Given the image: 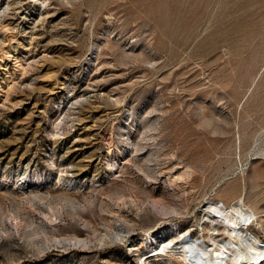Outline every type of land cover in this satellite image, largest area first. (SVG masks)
I'll list each match as a JSON object with an SVG mask.
<instances>
[{
	"label": "rangeland",
	"instance_id": "374dc122",
	"mask_svg": "<svg viewBox=\"0 0 264 264\" xmlns=\"http://www.w3.org/2000/svg\"><path fill=\"white\" fill-rule=\"evenodd\" d=\"M41 1L0 0V264H184L218 200L264 244V0Z\"/></svg>",
	"mask_w": 264,
	"mask_h": 264
},
{
	"label": "bare ground",
	"instance_id": "6f19581e",
	"mask_svg": "<svg viewBox=\"0 0 264 264\" xmlns=\"http://www.w3.org/2000/svg\"><path fill=\"white\" fill-rule=\"evenodd\" d=\"M41 2L44 1L42 0ZM7 4L9 3L7 2ZM7 7L8 5L6 8ZM3 12L4 9L0 7V22ZM95 52L96 48L94 47L91 54L93 55ZM123 53L127 55L128 52L123 50ZM7 56L11 55L8 54ZM80 98L70 101L71 106H77ZM146 160H148V158H146ZM111 162L115 170L118 166L113 163V161ZM144 174L150 177L153 173L151 174V170L146 168L144 169ZM175 184L176 182L174 179L168 181V185L171 187ZM120 198L124 202L127 199H125L123 195H120ZM243 205L244 204H240L239 207H237L235 205H226L219 200L211 201L208 204L207 211L204 213L205 217L201 218L202 221L200 223L201 230L205 231V236L199 239V236L196 234L192 235L190 231L183 232L180 234L181 243L178 247L173 246L171 242H162V244H158L156 247H151L153 250L152 255H156L155 259H157L159 258V254H177L184 264H264V244L260 243V240L254 234L247 235L245 233V230H248V228H245V225L251 220L255 212L254 210H248V212L242 207ZM152 207L156 212L161 214L169 213V211L172 210L171 206L162 203L160 200L152 201ZM55 214L54 210H52L51 213L46 215L47 220H52V216H55ZM35 230H37L36 226ZM223 234L226 236H222ZM73 239L76 242L86 243V240L81 238L78 239L74 237ZM153 240V237L150 235V243Z\"/></svg>",
	"mask_w": 264,
	"mask_h": 264
}]
</instances>
